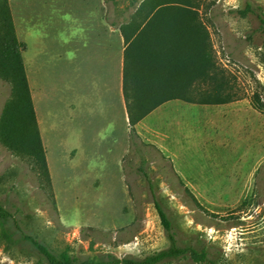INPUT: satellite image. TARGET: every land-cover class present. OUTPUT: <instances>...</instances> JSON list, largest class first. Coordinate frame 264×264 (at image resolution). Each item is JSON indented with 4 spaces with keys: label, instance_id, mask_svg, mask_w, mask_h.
Returning <instances> with one entry per match:
<instances>
[{
    "label": "rangeland",
    "instance_id": "374dc122",
    "mask_svg": "<svg viewBox=\"0 0 264 264\" xmlns=\"http://www.w3.org/2000/svg\"><path fill=\"white\" fill-rule=\"evenodd\" d=\"M143 1L108 0L102 18L120 26ZM195 3L218 79L227 86L222 95L235 102L191 111L190 104L172 101L149 115L137 126L136 131L146 122L136 132L137 146L130 141L124 188L104 159L74 163L69 157V34L95 21L90 16L96 1L11 0L17 28L27 4L35 12L36 23L28 25L30 34L38 33L32 35L33 58L39 59L41 43L49 54V43L55 48L57 81L34 83L45 88L38 109L53 191L32 159L0 145V204L10 214L0 219V264H48L33 241L55 255L67 249L79 259L111 255L142 263L171 248L156 204L180 247L207 253L215 264H264V115L251 107L255 96L264 107V0ZM211 86L201 83L195 95ZM12 96V85L0 78V119ZM115 154L110 148L109 157ZM163 264L195 263L180 258Z\"/></svg>",
    "mask_w": 264,
    "mask_h": 264
},
{
    "label": "trees",
    "instance_id": "16d2710c",
    "mask_svg": "<svg viewBox=\"0 0 264 264\" xmlns=\"http://www.w3.org/2000/svg\"><path fill=\"white\" fill-rule=\"evenodd\" d=\"M10 1L0 2V78L13 88L12 99L0 119V145L15 157L32 159L53 191L22 58L26 46L17 38ZM196 8L195 0H144L129 21L118 27L125 43L123 94L132 147L137 146L138 124L169 102L199 106L235 102L233 97L222 95L227 86L218 79L210 36ZM261 21L264 23V18ZM208 82L212 84L211 90L195 95L200 84ZM259 104L255 96L251 107L264 115V107ZM156 209L171 248L142 263L118 260L111 255L103 261L79 259L67 249L55 255L38 242L33 241V245L48 264H163L180 258H190L195 264H215L207 253L180 247L166 213L157 204ZM8 218L10 214L0 204V219Z\"/></svg>",
    "mask_w": 264,
    "mask_h": 264
},
{
    "label": "crops",
    "instance_id": "0c3cea01",
    "mask_svg": "<svg viewBox=\"0 0 264 264\" xmlns=\"http://www.w3.org/2000/svg\"><path fill=\"white\" fill-rule=\"evenodd\" d=\"M95 1V16H90L95 21L91 25L78 24L72 27L69 34L68 126L70 131L69 141L72 143L69 157L70 161L74 163L83 160L88 163L92 159H98L95 161L101 162L104 159L107 163L108 173L117 174L125 188L123 181L124 160L129 153L130 144L129 120L123 94L125 43L118 30L119 26L109 24L106 19L102 18V8L107 7V0ZM24 11L22 20L19 23L20 27L17 28L15 22L14 25L15 29L17 28L18 40L26 46L22 58L42 143L45 151H47L41 127L42 119L38 109V100L45 88L34 85V83L38 81H57L56 68L53 64L55 48L53 44L49 43L53 48V52L49 54L42 51L46 46L41 43V45H37L39 59L33 58L31 52L34 47L32 35L38 36V33L30 34L28 25L32 24V21L36 23V15L31 10L30 4H27ZM87 14L89 13H85V15ZM79 15L81 18L85 17V15ZM33 30L31 28V32ZM40 37L42 38V35ZM35 66H39V68L36 69ZM190 106L191 111L201 108L199 105ZM235 106L238 107L236 104L230 105V107ZM213 107L225 108L227 105ZM193 116L190 118L195 119L197 117L194 113ZM203 119L205 121V117ZM53 122L56 123V120H53ZM145 124L146 122L138 130L139 132H136L141 134ZM110 148L116 149L115 155L117 158L109 157ZM95 161L92 163H95ZM48 166L50 167V160ZM95 183L97 185L99 182L96 181Z\"/></svg>",
    "mask_w": 264,
    "mask_h": 264
}]
</instances>
